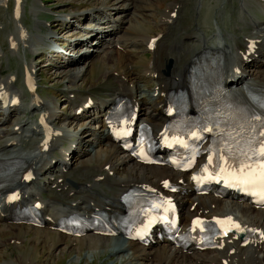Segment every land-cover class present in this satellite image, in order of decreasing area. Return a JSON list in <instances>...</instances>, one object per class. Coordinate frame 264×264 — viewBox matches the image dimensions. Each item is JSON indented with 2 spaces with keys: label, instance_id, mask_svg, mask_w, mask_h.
Listing matches in <instances>:
<instances>
[{
  "label": "bare ground",
  "instance_id": "1",
  "mask_svg": "<svg viewBox=\"0 0 264 264\" xmlns=\"http://www.w3.org/2000/svg\"><path fill=\"white\" fill-rule=\"evenodd\" d=\"M132 1L117 0L106 8L96 6V9L94 8V10L79 16L61 15V18L59 17L51 24L53 28L61 26L67 30L69 29L68 34L72 30V27L76 26V23H72L74 19L76 20L75 22H79V19L80 22L86 21L90 23L101 21L100 28L104 29V39L99 42L94 54L79 58L75 57L71 62V66H60L57 68H64L68 72L65 75L68 76V84L66 85L68 87L67 95L74 94L75 97L73 100L68 99L67 101L69 103L66 101L69 105L71 103L70 107L72 106L73 109L72 117H76V111L88 103V98H91L88 93H81L76 84L86 81L92 64L95 62V56H97L98 60L100 59L99 56L102 57L104 65L115 63L120 69L108 71L105 74L106 83L110 84L111 82L112 84L108 89L110 93L102 98H97V101L94 102L92 108L95 109V113L93 116L98 113L100 114L102 110L105 112L116 97L124 95L138 106L140 117L143 120L150 122L153 127L161 128L163 124L162 112L166 105L167 92L178 88H188L192 78H199L200 74L204 72L214 58L218 59L221 74L225 76V80H233V83L229 85L232 96L244 98V92L249 87H252L258 92H264V19L256 17V12L259 13L261 11V14L264 13V0H238L237 21L242 24V26L235 25L237 28L235 31L238 34L227 33L226 31L223 33L221 30L226 29L224 27L221 29L218 24L214 34L210 37H208L209 35L206 37L204 32L200 30L189 36L186 34L188 42L193 45L187 43L189 45L188 47H185L184 44H173L171 46L165 40L169 31L168 26L176 22L175 18L170 16V13L176 12L177 19L181 8L179 2H173V5L167 6L159 18L155 35H149L147 33L143 35L144 33H140L142 20L136 16V1L134 4ZM5 3L6 0H0V5ZM24 4L25 1L22 3L23 6H21L22 14L25 8ZM40 4L41 0H33L29 13L36 22V28L44 34L43 28L47 26V22L42 23L37 18L42 7H44ZM114 4L115 6H113ZM15 19L17 20L15 26L17 32L9 33L8 42L10 45H13L12 50H10L11 55L16 56L19 60L21 59L20 47L23 53L30 51L32 55L36 47L40 44L45 43L51 48L53 46H50V43L62 41L59 35L56 37V32V34H40V37L35 39L33 36L34 32L28 30L21 24L20 17ZM100 19L105 21L103 22ZM56 23L59 24L56 25ZM36 28L34 25V31ZM77 29L80 31L78 25L76 26ZM70 35L75 34L70 33ZM156 36H160V39L151 54L149 62L141 67L133 68L140 54L139 49L141 45L145 48L142 49V52H147L146 48L150 39ZM253 40L256 42L257 49L255 53L249 55L247 53V46ZM117 47L121 49L119 50L121 52L117 51V56H114ZM54 50L52 51L54 54L49 58L58 57V54ZM172 51H180L181 54H184L185 60L183 59V63H185L179 69L176 68V65H179L178 60L170 57ZM1 55L0 52V57ZM50 60L48 59L45 64H41L42 67L47 66L49 68L53 66ZM25 63L26 68L24 69H28L31 72L36 70L35 64ZM122 64H128L127 71L123 70ZM131 66L133 69H130ZM37 71L40 70H36V77ZM16 78L17 74L12 73L7 78L0 79V97L3 104H6L4 106H7V110L3 112L5 115L3 117L4 119L10 118L9 120L0 121V169L5 164L19 165L22 168L27 166V169L32 170L34 180L26 182L18 179L21 173L18 176H8L10 177L8 182L11 183L10 189H7V191L0 195V224L4 225L0 227V233L8 229L9 231L16 230L18 234L23 232V235L34 232L38 233L39 236L41 233L44 234L43 231L46 230L47 232L44 235L49 238L51 234H55L58 243H63V245H67L68 242L72 245L75 242L78 244L80 242H89L90 240V245L88 244L86 247L92 252H96L99 248L105 249L110 245V248L107 250L108 254L110 256L120 257L123 264H127L128 262H132V264H222L224 260H228L230 264H264V240L257 242L255 246H250L257 241L252 239L250 245L246 247H241L238 242L225 241L226 247L222 250H217L216 255L208 252L202 254L195 252L184 254L164 245L158 248L145 249L140 248L135 243H129L120 239H107L94 236L71 239L56 232H50L49 229L45 228V230H40L22 225L7 224L6 220L8 219L5 216L8 214L7 217H9L12 213V207L6 203V197L11 189L21 191L22 203H29L33 200L37 201L41 199L43 210L51 217L52 221V223H46L48 228L53 226L58 216L66 215L71 210L85 208L87 203L90 206H94L95 204L108 208L111 212H119L121 210L118 205L119 197L130 186L154 185L160 187L164 179L174 176V173L166 168L144 167L133 162L125 154L120 153L115 146L106 140L104 125L101 124V121L96 120L95 117H90V110L83 112L81 115V117H85L83 119L85 121L80 122L71 119L77 122V124L76 126H74L75 123L71 125L72 128H76L69 129V127H65L66 123L59 117L56 101L44 100L42 102H35V96L33 95L27 105V109L30 110L29 114L34 115L37 113L41 117H46L49 125L53 126L56 130L49 144V150L42 151V146H40L41 129L38 126L37 119L34 121H26L23 119L19 120L18 117L16 118V115L21 117V115L26 113V108L20 111L17 109L23 105L25 98L19 91L14 90ZM256 91L254 92L257 93ZM12 92H15L14 97H17L20 101L17 107L7 102V96ZM77 99H81V103L76 105ZM237 110H241V108ZM79 122L81 124L84 123L86 130L83 132V126L80 127V137L76 136L78 134L76 130ZM8 127L11 128L8 129ZM75 139L78 141L76 145L80 144L82 147L76 152L72 149V145L76 142ZM78 139L81 140L79 141ZM67 141H70L69 145L66 148H62V145ZM25 146H30V148H26ZM56 150L63 154L65 158L69 157V162L63 163L61 159H58L60 156L56 158L53 155ZM63 169L66 170L65 173ZM75 172L80 173L78 179H74L76 177ZM53 178L54 180H52ZM59 179H62L61 183H58ZM69 180H73L78 185H75L78 190L66 189V182H69ZM52 187H55V194L60 193L59 197H56L58 196L56 195L43 201L42 193L49 191ZM70 192H74L71 197H69ZM109 195L110 197H108ZM68 199H70V202ZM179 204L183 222H188L194 216L210 217L212 214L228 210L230 213L235 214L236 218L244 224L255 227L260 230L261 235H264V212L254 211L249 206L217 200L210 196H197L194 198L180 197ZM46 208L53 209V212L48 213ZM16 232H14V239H11L15 247H19L27 239L19 237L21 239L19 240L17 237L21 235L16 234ZM37 237L35 235V238ZM117 240H120L119 242L122 241V244H115ZM4 243L8 245V241ZM4 243L0 239V246H6ZM232 249L233 252L230 253ZM153 257L155 258V262H153ZM17 261L12 260L9 263L21 264L20 261Z\"/></svg>",
  "mask_w": 264,
  "mask_h": 264
},
{
  "label": "rangeland",
  "instance_id": "2",
  "mask_svg": "<svg viewBox=\"0 0 264 264\" xmlns=\"http://www.w3.org/2000/svg\"><path fill=\"white\" fill-rule=\"evenodd\" d=\"M115 1L117 0H41V3L43 5L41 4L40 5L44 7H42L40 13L37 15V18L40 21H42V23H46V22L48 23V24L46 23L47 26L43 28L44 34H42V31H39L36 28V22L34 21L33 16H31L29 13L31 10L30 8H31V5L33 4V1L25 0V4H24L25 8L23 10V14L21 15L20 20H21V24H23L28 30L34 32L33 36L35 39H38L40 37V34L48 35L50 33L56 32L57 33V34L55 33L56 37H58L57 35H59V37L62 38V42H63L70 38L69 37L70 33L75 34L70 39H73L75 36H78V35L79 37H82L83 36L82 29L85 27H92L91 25L92 23L83 21L84 23L80 24L79 18H78L79 22H75L76 20L74 19L72 21L74 22V24L76 23L75 24L76 26L78 25L80 27V31L79 29L76 30V26H73L72 30L69 31V34H68L69 29L67 30L65 27H61V26H57L55 28L51 27V24L54 23L61 15L62 16L64 15H70V16L78 15L79 16L83 13H87L89 11L94 10V8L96 9V6L100 8H106L108 7V5H112ZM229 1L230 0H133L132 3L134 4L135 2V5L137 7L136 16L142 20V23L140 26V29H141L140 33L141 34L144 33L143 35H145L146 33L149 35H155V33L157 32L156 26L159 22V18L162 16L167 6L173 5L175 2L177 3L179 2L181 4V8L179 10L177 19H175L176 22L173 25L171 24L168 26L169 31H168L167 37H165L166 38L165 40H166V43H168L171 46L173 44H176V45L184 44L185 47H188L189 46L188 44L190 43L187 40L188 37H186V34H188L189 36L192 33H196L198 30H200L204 32V35L206 37L208 35H209L208 37H210L211 35L214 34V31L218 24L221 27V29H223L222 27L226 29V30H221L223 33L224 31H226L227 33L238 34V32L235 31L237 29L235 25L242 26V24H240L237 21L238 0H231L230 2ZM113 6H115V4ZM12 11H13L12 2L10 1H8L7 5L0 6V52L2 54L0 57V79L2 78L5 79L7 78L9 74H12V73L17 74V75L19 74L18 81L15 83L14 86L16 90H20L21 89V75H20L21 64H22V69L26 68L25 67L26 63L24 61L28 63L40 64L37 67L40 70L37 73L38 75L37 79L39 82L38 93H40L43 101L46 100V101H56L57 102L56 108L59 111V117H61L63 122L66 123L65 127H69V129H71L72 128L71 125L75 123L74 126H76L77 122H75L74 120L73 121L71 120L73 119L72 117L73 109H72V106L70 107L71 103L70 105L68 104L69 101H67L68 103H66L67 93H68V87L66 85L68 84V76H65V75H67L68 72H66L64 68L57 69L60 66L61 67L64 66V61L62 60V58H53V60H50L53 66L49 68H47V66L42 67L41 64H45L46 60H48L47 58L52 56V54L47 55L48 50L53 51L54 49L53 47L50 48L49 45L45 43L40 44L36 47L34 51L37 50L36 51L38 52L36 53L37 55H31L30 51H26L23 53L22 48L20 47L21 59L19 60L16 56H12L9 50L8 42H7L8 37L10 35L9 33L17 32V29L15 30L17 20L15 18H14L15 20L12 18ZM257 13L258 12H256V17L259 19H263L262 16L259 15L260 13L258 14ZM43 14L45 15L43 16ZM58 24L59 23H56V25ZM34 25L36 28L35 31L37 32L34 31ZM39 27H40V24H39ZM190 45H192V43ZM50 46H53V45L50 43ZM79 47L80 46H78L77 50L75 49L74 51H70V52L76 55L80 49ZM142 49H145V48L144 46L141 45L139 49L140 54L137 58L136 63L133 65V68L141 67L144 64L146 65L147 62H149L151 54L147 53L146 51L142 52ZM40 52H43V53L46 52V53L43 54ZM115 53L116 54H114V56H117V49H115ZM170 54H171L170 57L176 58L178 60L179 65H176V68L179 69L181 65L185 63V62L183 63L184 54L183 53L181 54L180 51H175V52L172 51ZM95 57H96L95 62H93L92 64V67L86 78V81L79 82L76 85L79 88L81 93L83 92L89 93V94H92L94 98L95 97L99 98V97H104L107 94V92L109 93L108 89L112 85L111 82L110 84L106 83L105 74L108 71H114L115 69H120V68L117 67V64L115 63L104 65L102 57L99 56L100 58L99 60L97 59V56ZM103 57H105V55H103ZM40 61L43 63H41ZM108 66H111V67H108ZM121 66L123 67L124 71H127L126 69L128 68V64H125V65L122 64ZM111 68L113 70H107ZM131 68L132 66L130 67V69ZM35 116L36 114L34 115L24 114V115H21V117H19V115L18 116L16 115V118L18 117L19 120L23 119L26 121L27 120L30 121V120H34ZM9 119L10 118L4 119V117L2 116L0 117V121H5ZM67 123L69 126L67 125ZM82 126H83V132L86 131L84 128V123L83 124L79 123V125L77 126V130H76V132L78 133L76 136L78 137L81 136L79 129ZM10 128L8 127V129ZM25 147L30 148V146H25ZM79 148L81 149L82 147L79 146ZM53 155L55 156V154ZM59 156L61 157V155H58V157ZM75 173H76V177L74 179H78L80 177V173L79 172H75ZM73 180H71V182ZM75 185L78 186L76 183L73 186ZM76 190H78L77 187H76ZM49 191L43 194L44 200H47L49 197L56 196L54 189H50ZM52 211L53 209H49V212H52ZM3 226L0 225V227H3ZM12 231L16 232V230L9 231L7 229L3 231L2 233H0V239L3 241V243L8 241V245L4 243L6 246H2V245L0 246V264H6V263L10 264L9 262L12 260L13 261L18 260L21 262V264H28V263H32V264L34 263L35 264H123L120 257L110 256V254H108L107 250L110 248V245H108L105 249L99 248V250H97L96 252H92L86 247L90 243V240L89 242H84V243L80 242L78 244L75 242V243H72V245L71 243L68 242L67 245H63V243H58V240L55 234H51L48 238V236L44 235L47 231H43L44 234L41 233L39 236H38V233H34V232H31L28 235H23V232L19 234L16 232V234L21 235L17 237L19 240H21L19 237L23 239H27V240L24 241V244L19 245V247H15V245L13 244V240L11 239L14 236V232ZM35 235L36 237L37 236L38 237L35 238ZM119 241L118 240L115 241V244L120 243L121 245L122 241L121 242ZM216 251H213L211 254L216 255L217 254ZM153 262H155V258L153 259ZM127 264H132V262H128Z\"/></svg>",
  "mask_w": 264,
  "mask_h": 264
},
{
  "label": "snow or ice",
  "instance_id": "3",
  "mask_svg": "<svg viewBox=\"0 0 264 264\" xmlns=\"http://www.w3.org/2000/svg\"><path fill=\"white\" fill-rule=\"evenodd\" d=\"M260 121V131L257 133L260 140L253 137L247 141L245 147L239 149L243 159H238L235 167L230 165L228 168H221L231 186H242L245 191L258 189V194L264 198V117L256 116ZM183 143V141H177ZM231 151L230 149L228 150ZM218 223H231L228 221H218ZM239 228V225H235ZM227 234V232H225Z\"/></svg>",
  "mask_w": 264,
  "mask_h": 264
}]
</instances>
